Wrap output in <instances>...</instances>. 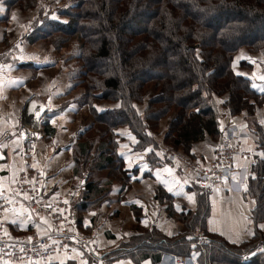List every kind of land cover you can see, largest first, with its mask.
Segmentation results:
<instances>
[{"label":"trees","instance_id":"trees-1","mask_svg":"<svg viewBox=\"0 0 264 264\" xmlns=\"http://www.w3.org/2000/svg\"><path fill=\"white\" fill-rule=\"evenodd\" d=\"M37 1L6 0L10 11ZM43 10L30 38L45 34L56 47L71 48L76 65L69 77L84 89L76 102L88 105L94 119L75 154L76 175L84 180L82 198L97 193L96 171L110 169V177L119 180L138 175V168L126 167L125 156L133 152L145 153L144 177L172 163L164 143L205 163L211 143L227 136L223 112L244 113L261 152L244 186L254 201L248 235L234 240L209 230L211 197L179 161L182 166L173 167L190 175L196 208L182 207L179 233L154 232L152 248L158 260L173 253L196 264H264V251L255 252L264 244V118L256 116L264 107V91L254 88L256 79L247 72L251 60L239 57L242 49L264 51V0H76L58 10L66 22ZM170 114L163 143L159 128ZM156 191L174 215L171 194L161 185ZM199 226L208 239L204 245L197 242ZM244 255L250 259L244 261Z\"/></svg>","mask_w":264,"mask_h":264},{"label":"crops","instance_id":"crops-1","mask_svg":"<svg viewBox=\"0 0 264 264\" xmlns=\"http://www.w3.org/2000/svg\"><path fill=\"white\" fill-rule=\"evenodd\" d=\"M72 5L54 10L52 0H38L29 7L18 4L10 11L6 0H0V151L4 155L0 158V190L5 188L12 193L25 160L30 167L44 172L43 200L61 193L72 196V190L84 181L76 175L75 154L78 141L94 119L88 105L76 102L84 89L73 85L69 77L76 65L74 52L70 47H56L45 34L34 36L35 40L30 38L36 23L41 21L42 8L52 19L66 22L68 18L61 17L58 10ZM36 104L46 105L48 113L40 122L37 147L31 150L32 144L22 137L21 131L26 125L28 110ZM261 110L256 111V116L264 118L259 114ZM222 116L227 124L224 134L241 135L249 156H239L234 161L230 167L232 182L221 197L209 195L211 212L207 226L211 231L239 240L248 235L249 215L254 206L253 199L245 196L244 186L251 164L261 152L251 137L249 120L244 113L231 115L226 110ZM201 143L197 142V146ZM216 143L212 142L211 148L205 151L209 159L214 156ZM168 146L164 145V150L172 163L161 164L149 172L150 176H143L149 168L144 163L145 153L125 156L128 169H139V174L131 178L119 180L110 177V169L100 170L103 175L94 178L97 193L83 199L81 191L71 206L78 213L80 231L93 236L96 249L89 254L78 248L71 253L61 252L52 264H177L176 258L181 254L163 253L158 260L152 248L154 232L174 235L184 229L180 211L182 207L194 210L197 195L189 186L190 175L173 167H181L182 162L174 152L167 151ZM24 150L29 151L27 157L23 155ZM160 185L173 197L174 215L156 195ZM30 201L24 195L17 206L4 213L8 231L15 236L51 231L48 213L32 209ZM0 264L22 263L3 260Z\"/></svg>","mask_w":264,"mask_h":264},{"label":"built area","instance_id":"built-area-1","mask_svg":"<svg viewBox=\"0 0 264 264\" xmlns=\"http://www.w3.org/2000/svg\"><path fill=\"white\" fill-rule=\"evenodd\" d=\"M21 132L22 137L32 144L31 150L37 147L36 140L40 129L35 131L25 125ZM167 151L174 152L170 147ZM28 152L24 150L23 155L27 157ZM176 155L192 171L194 184L212 198L221 197L222 192L232 182L230 167L235 159L239 156H249L243 148L242 137L239 134H231L221 140L216 145L214 156L205 163L196 162L180 153ZM44 178L43 171L30 167L25 160L18 184L12 193L5 188L0 190V261L11 260L22 264H35L41 261L43 264H52L61 252L71 253L78 248L89 254L96 249L93 236L80 231L78 213L71 208L75 197L80 195L83 189L82 184L76 185L72 190V196L61 193L56 197L43 200L41 188ZM24 195L30 197L32 209L48 213L52 227L47 234L28 232L15 236L8 231L4 213L7 209L17 206L19 199ZM196 237L199 244L204 245L208 242L201 227L198 228ZM263 250V246L259 245L255 252ZM249 259L250 255H244V261ZM176 262L190 264V259L180 255L177 256Z\"/></svg>","mask_w":264,"mask_h":264},{"label":"rangeland","instance_id":"rangeland-1","mask_svg":"<svg viewBox=\"0 0 264 264\" xmlns=\"http://www.w3.org/2000/svg\"><path fill=\"white\" fill-rule=\"evenodd\" d=\"M44 1V0H43ZM47 1V0H45ZM76 0H52V4H53V7H55L54 10H57L58 6H69V5H72L75 3ZM249 51L247 49H242L240 50L239 52V57L241 58H244V59H250L251 62L253 63V68L252 70H249L247 72L250 73L251 76L255 77L256 79V82L254 84V88L256 90H258L259 92H262L264 91V70H263V66L262 64L264 63V51L262 50L261 52L259 53H255V54H252V53H248ZM144 106V104L142 105ZM261 108H259L258 110H260ZM259 114L264 117V107L262 108V110L259 112ZM173 118V115L170 114L167 118H165L162 122V124L160 125V128H159V132L158 133V137L160 138L161 142L164 143L163 141V135L164 133L167 131L168 129V126L171 122V119ZM232 134V133H231ZM227 135H230V134H227ZM224 138V137H223ZM222 138V139H223ZM221 139V140H222ZM220 139L218 140L219 142L221 141ZM218 142V143H219ZM217 143V144H218ZM164 145H168L166 143H164ZM168 147L172 148V150L174 151V153L176 154H181V155H185L182 151H180V149H175L173 146L169 145ZM187 156V155H185ZM188 157V156H187ZM237 160V158L235 159ZM249 160H246V163L248 164ZM238 163V162H236ZM237 167H239L238 164H236ZM100 175H103L100 171H96L94 174H93V178L95 177H99ZM102 177V176H101ZM263 248H264V244H262ZM264 251V250H263ZM190 264H192L190 262ZM196 264V263H195Z\"/></svg>","mask_w":264,"mask_h":264},{"label":"bare ground","instance_id":"bare-ground-1","mask_svg":"<svg viewBox=\"0 0 264 264\" xmlns=\"http://www.w3.org/2000/svg\"><path fill=\"white\" fill-rule=\"evenodd\" d=\"M48 112V107L44 104H36L35 108H30L28 110V116L25 119V124L27 127L38 131L41 127V120L45 117ZM37 113L39 115H37Z\"/></svg>","mask_w":264,"mask_h":264},{"label":"snow or ice","instance_id":"snow-or-ice-1","mask_svg":"<svg viewBox=\"0 0 264 264\" xmlns=\"http://www.w3.org/2000/svg\"><path fill=\"white\" fill-rule=\"evenodd\" d=\"M37 115H39V114L37 113ZM188 199H189L190 201H192L193 198H192L191 196H189ZM15 211H16V210L13 209V212H15ZM21 214H22V210H21ZM12 222L15 223V219H13Z\"/></svg>","mask_w":264,"mask_h":264},{"label":"water","instance_id":"water-1","mask_svg":"<svg viewBox=\"0 0 264 264\" xmlns=\"http://www.w3.org/2000/svg\"><path fill=\"white\" fill-rule=\"evenodd\" d=\"M0 158H4V155H2L1 151H0ZM84 183V181H83Z\"/></svg>","mask_w":264,"mask_h":264}]
</instances>
